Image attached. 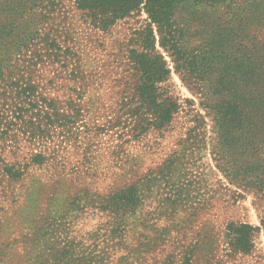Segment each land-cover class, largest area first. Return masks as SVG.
<instances>
[{"label":"rangeland","instance_id":"374dc122","mask_svg":"<svg viewBox=\"0 0 264 264\" xmlns=\"http://www.w3.org/2000/svg\"><path fill=\"white\" fill-rule=\"evenodd\" d=\"M30 1L31 11L8 17L1 14L0 0L2 26L18 24L19 40L11 45H27L14 65L25 69L32 54L44 55L51 45L70 49L74 55L67 71L52 65L47 72L44 57L35 82L45 87L48 76H54L55 86L45 95L64 102L65 114L80 113L77 123L45 127L56 129L50 134L43 129L48 137L22 125L14 132L17 141L14 133L0 139L7 146L5 163L30 168L23 181L0 178V264H264V203L230 185L216 169L212 118L191 90L193 80H182V70L161 46L149 15L135 13L101 31L72 0L54 8L52 0ZM242 3L248 1L239 8ZM263 9L244 14L180 9L171 21L182 33L170 45H182L188 57H206L207 45L227 39L221 49L224 67L243 58L242 48L264 45ZM151 25L156 37L149 45L167 63L170 77L163 87L179 111L166 129L134 138L128 111L137 105V73L129 55L140 49ZM77 68L81 75H71ZM216 75L210 71L207 82ZM68 102L79 106L74 110ZM23 119L22 124L29 121ZM15 143H20L19 153L13 151ZM43 149L55 152L57 160L39 167L31 157ZM126 188L136 190L140 205L127 208L122 218L102 213L99 201ZM233 224L256 230L247 239L248 250H233L228 236Z\"/></svg>","mask_w":264,"mask_h":264},{"label":"trees","instance_id":"16d2710c","mask_svg":"<svg viewBox=\"0 0 264 264\" xmlns=\"http://www.w3.org/2000/svg\"><path fill=\"white\" fill-rule=\"evenodd\" d=\"M3 1L4 13L1 10L0 12L8 17L24 16L25 11H31L28 5L30 0ZM61 1L52 0L50 5L53 8L57 7ZM243 1H248L247 6L242 3L244 7L241 8V5L239 8V3ZM72 2L76 10L88 18L90 25L101 31H108L118 21L135 13L145 11L149 15L152 24L157 26L162 36L161 46L172 54L177 71L182 70V80L187 83L189 78L193 80L191 90L199 96L201 108L206 109L207 115L212 118L216 137L213 153L216 169L230 185L244 193L252 194L257 202L264 203V45L253 46L248 51H243L242 48L240 55L244 53L243 58L234 63L226 62L224 67L222 63L224 54L221 49L228 43L227 39L221 45H207L209 52L206 57L204 55L188 57L182 45H170L175 35L182 33L176 22L171 21L180 9L201 14L224 9L244 14L247 9H250V12L263 9L264 6L260 4L264 0H72ZM32 6H35V3ZM2 23L0 20V139L13 134L22 125L27 129L33 126L41 136L48 137L50 132L54 133L57 128L77 123L80 113L76 110L78 104L75 102L66 104L76 110L75 115L70 116L64 112V102H57L50 95H45L48 89L52 90L55 86L54 76L53 78L51 75L48 76L45 87L35 82V77H41L38 68L44 67V57L48 60L47 72H50L49 68L52 65L65 72L69 69L68 64L74 55L72 51L51 45L44 55L32 54L29 65L18 70L14 64L22 53L21 47L27 45H11L19 40L18 24L7 27L2 26ZM155 37L151 25L141 36L140 49L130 50L129 59L137 73V84L134 88L137 105L128 111L131 121L134 122V138L145 135L151 129L158 131L166 129L179 111V104L171 96L166 95L163 87L170 77L167 63L156 51V46L149 45L151 40L155 42ZM219 38L220 36L216 38L217 42ZM166 41L169 45H165ZM24 52L27 53L28 49H24ZM206 61H209V64H206ZM210 71L217 72L215 80L209 81L213 83L212 92L206 80ZM15 74L19 76L18 79L15 78ZM71 75H81L80 69L73 70ZM159 99L161 103L158 105ZM26 117L29 121L22 124L23 118ZM45 127L56 129L47 130ZM11 137L17 141L16 133ZM15 144L13 151L19 153L22 150L19 147L20 143ZM7 153L6 144L0 142V178L4 176L11 182L25 180L30 169L29 164L5 163ZM54 160H57V155L49 149H43L31 157V162L39 164V167H45ZM140 202L136 190L126 188L99 201L98 208L102 213H113L114 216L122 218L127 208L136 207ZM261 225L264 229V215L261 217ZM229 229L228 236L231 237L233 250H248L247 239L256 230L248 224H233Z\"/></svg>","mask_w":264,"mask_h":264}]
</instances>
